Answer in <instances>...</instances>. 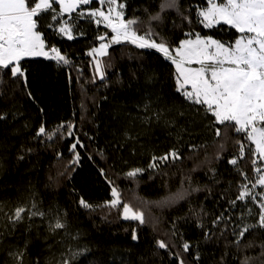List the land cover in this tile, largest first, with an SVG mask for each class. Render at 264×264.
Listing matches in <instances>:
<instances>
[{"label": "trees", "instance_id": "obj_1", "mask_svg": "<svg viewBox=\"0 0 264 264\" xmlns=\"http://www.w3.org/2000/svg\"><path fill=\"white\" fill-rule=\"evenodd\" d=\"M119 2L126 5L125 19H137L138 34L151 28L159 34L157 42L163 37L173 47L189 32L224 43L239 35L228 26L207 29L197 23V6L204 7L206 0H178V10L164 11L159 20L151 17L163 0ZM53 22L50 12L44 14L40 30L69 64L32 57L21 61L25 78L13 79L3 70L0 218L32 201L43 211L55 210L65 227L49 232L41 222L24 228L3 221L0 264H14L9 252L17 250H25L24 264H60L68 248L83 253L72 264H178L171 253H179L185 264H242L246 257L249 264H264V229L239 237L246 224L257 221L256 209L236 199L244 182L237 167L248 180L256 176L244 135L233 129L223 135L221 127L222 137H216L203 110L197 112L176 92L175 67L163 54L128 42L113 44L103 57L105 78L98 80L89 51L110 29L81 17L73 27L76 37L69 40L48 27ZM62 124L73 125L74 135L62 129L63 135L51 140L37 136L41 125L55 132ZM76 137L84 147L77 146L74 163L70 149ZM238 140L245 144L243 159ZM193 144L204 147L190 150ZM174 148L180 159L157 160L158 167H149L153 156ZM233 158L237 166L229 163ZM131 168L144 171L128 178ZM113 186L122 203L144 213L145 223L123 219L120 206H109ZM182 190L189 193L185 199L161 203ZM81 199L91 207L81 206ZM158 240L169 249L158 248ZM184 242L190 244L187 252Z\"/></svg>", "mask_w": 264, "mask_h": 264}, {"label": "snow or ice", "instance_id": "obj_2", "mask_svg": "<svg viewBox=\"0 0 264 264\" xmlns=\"http://www.w3.org/2000/svg\"><path fill=\"white\" fill-rule=\"evenodd\" d=\"M94 2L99 6L89 8L87 15L97 26L103 24L106 29H110V34L99 35L97 39L101 43L92 48L89 55L94 58L105 57L109 54L111 45L122 42L131 43L140 49H155L175 66L176 92L190 107H196L197 112L203 110L205 118L209 120L207 127L214 130L216 137H222L221 127L224 129L223 135H227L228 129H233L238 135H244V139L249 142L251 163L256 176L254 181L248 180L247 174L237 167L244 182L239 185L240 191L236 199L245 201L250 198L259 208V213L256 223L246 224L240 230L239 237L242 239L250 229H264V192L253 193L257 186L264 188V0H206L204 7L197 6V23L207 29L218 25L228 26L239 35L234 42L224 43L212 36L189 32L175 47L163 37L157 42L154 37L159 34L151 28L143 35L138 34L137 19H125L126 5L119 0H0V83L3 82V75L7 74L3 70L10 72L13 79L25 78V70L21 67V61L25 58L44 57L58 64H69L66 55L58 48L46 44L44 34L40 30L41 20L44 19V14L50 12L52 21L60 24L59 33L71 40L75 21L85 15L82 6ZM54 5H58L59 10ZM178 7V0H163L160 12L151 19L159 20L161 13L178 10ZM65 13H76L71 24L67 19L62 22L59 19ZM184 19L191 23L189 17L185 16ZM48 27L52 28L53 24L49 23ZM95 72L101 80L105 78V66L100 59L95 60ZM73 127L71 124H62L55 132H50L41 125L37 136L44 135L51 140L56 135L62 136V129L66 130L69 136H73ZM236 143L240 148L239 158L243 159L245 144L239 140ZM78 145L84 147L79 137H76L70 149L75 156L74 163L79 160V153L76 152ZM251 145H254V148ZM189 147L190 150H195L204 145L193 144ZM223 150L224 144L221 143L219 151ZM99 154L103 156L102 152ZM169 158L180 159L179 149L174 148L160 157L153 156V163L149 167L156 168L157 160L165 161ZM216 158L219 159V155ZM229 163L237 166L238 160L233 158ZM143 171L141 168H135L125 173V176L135 178ZM101 174H104L103 169ZM111 194L113 199L108 202L109 206H122L124 219L145 223L143 212L134 211L128 203H122L117 187H112ZM188 194L187 190L178 191L161 203H176L185 199ZM231 203L235 205L236 200ZM80 204L86 208L91 207L83 199ZM32 207L35 208V204ZM25 212L24 207H18L13 215L8 216V220L15 225L24 219ZM28 214L44 215L39 211H30ZM248 214L252 215V209L248 210ZM64 227L65 224L59 217L54 225H49L51 231ZM132 238L137 239L135 233ZM157 246L160 249H169L164 240H158ZM248 246L251 247V244ZM26 247L27 245L25 249ZM261 247L264 249V245ZM182 248L187 252L190 244L184 242ZM82 254L72 252L71 256L60 264H72V260ZM171 254L176 257L178 264H185L179 253ZM261 255L264 256V251ZM9 256L13 258L14 264H24L25 250L9 252ZM250 259L246 257L242 264H249Z\"/></svg>", "mask_w": 264, "mask_h": 264}, {"label": "rangeland", "instance_id": "obj_3", "mask_svg": "<svg viewBox=\"0 0 264 264\" xmlns=\"http://www.w3.org/2000/svg\"><path fill=\"white\" fill-rule=\"evenodd\" d=\"M99 6V5H98ZM97 6V7H98ZM105 9L107 7V5L104 6ZM89 8L87 9H84L85 11V15L82 17V18H85V19H89L91 20L92 22H94V20L90 19L87 15V11H88ZM61 20V22L65 19H67L69 21V19H74L72 17V13L71 14H68V13H65L62 17L59 18ZM70 23V21H69ZM95 23V22H94ZM71 24V23H70ZM102 26H104L103 24H101ZM60 27V24H57L55 21L53 22V28L54 30L61 36V37H64V38H67L66 36L62 35L59 33L58 29ZM72 35H73V38L76 37L75 33H74V29L72 28ZM68 39V38H67ZM98 47V46H97ZM155 50V49H154ZM90 57L92 58V61H93V65H94V69H95V60L96 59H100L102 61V63L104 64V66L106 67V62L103 60V57H93L92 55H90ZM29 58H32V57H29ZM34 58V57H33ZM44 58V57H42ZM171 62V61H170ZM175 67V66H174ZM95 75H96V78L98 80H100L98 74L95 72ZM264 163V162H262ZM151 168V167H150ZM132 169H135V168H131L130 170ZM142 169V168H141ZM129 171V170H128ZM127 171V172H128ZM126 172V173H127ZM251 188V186H249ZM112 190V188H111ZM259 192H264V188L260 187V186H257L255 189H253V193H259ZM113 199V196L111 194V199L110 201ZM257 199L259 200V197H257ZM245 203H247L249 205V207H254L257 211V219H258V213H259V208L254 204L252 203L251 199L250 198H246L245 201H243ZM35 204V202H32V201H29L27 204L25 205H22L20 207H24L26 209V212L23 214L24 215V219L22 221H20L19 223H16L15 225H13L9 220H8V216H11L14 214L15 212V209L12 211V212H5L3 213L2 217L0 218V224L3 223V221L7 224L5 225H11V226H23L24 228H28V227H31L32 225L34 224H37L38 222H41L47 230H49V232H52L49 228V225L50 224H55V221H56V218L59 217V215L57 214V212L55 210H49V211H43L42 209H40L36 204H35V208L32 207V205ZM120 210H121V216L122 218L124 219L123 217V209H122V206H120ZM30 211H39V212H43L44 215L43 216H40V215H35V216H29V212ZM60 218V217H59ZM66 254H65V257L63 258L66 259V258H69L71 256V253L72 252H75V250H72L70 248H68L66 251Z\"/></svg>", "mask_w": 264, "mask_h": 264}, {"label": "crops", "instance_id": "obj_4", "mask_svg": "<svg viewBox=\"0 0 264 264\" xmlns=\"http://www.w3.org/2000/svg\"><path fill=\"white\" fill-rule=\"evenodd\" d=\"M97 46H99V44L97 45ZM97 46H95V47H97ZM94 48V47H93ZM90 52V51H89Z\"/></svg>", "mask_w": 264, "mask_h": 264}]
</instances>
